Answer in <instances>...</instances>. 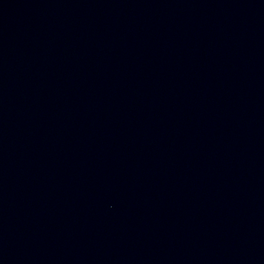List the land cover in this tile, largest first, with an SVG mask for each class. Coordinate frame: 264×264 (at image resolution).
<instances>
[{
	"label": "water",
	"instance_id": "obj_1",
	"mask_svg": "<svg viewBox=\"0 0 264 264\" xmlns=\"http://www.w3.org/2000/svg\"><path fill=\"white\" fill-rule=\"evenodd\" d=\"M0 264H264V0H0Z\"/></svg>",
	"mask_w": 264,
	"mask_h": 264
}]
</instances>
